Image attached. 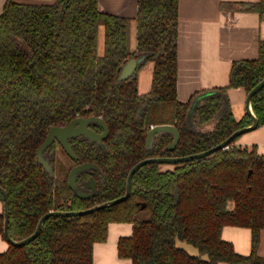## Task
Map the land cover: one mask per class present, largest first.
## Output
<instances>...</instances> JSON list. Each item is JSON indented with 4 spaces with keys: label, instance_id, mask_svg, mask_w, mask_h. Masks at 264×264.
<instances>
[{
    "label": "trees",
    "instance_id": "16d2710c",
    "mask_svg": "<svg viewBox=\"0 0 264 264\" xmlns=\"http://www.w3.org/2000/svg\"><path fill=\"white\" fill-rule=\"evenodd\" d=\"M178 1L137 0L134 18L102 11L99 0L6 1L0 13V187L9 202L13 240L32 234L48 211L84 210L122 196L129 170L144 158L196 154L251 123L246 113L235 118L227 89L243 88L247 94L264 78V40L256 58L232 63L228 85L179 101ZM239 6L264 15V0ZM142 54L135 72L119 80L123 64ZM148 63L150 88L142 93L138 72ZM251 106L258 126L264 124V87L252 96ZM78 115L104 119L109 128L104 147L72 138V160L56 145L48 146L50 175L37 161V148L49 127ZM163 124L178 130V143L164 150L173 135L160 132L147 148L150 126ZM239 137L226 148L170 168L141 166L126 200L84 215L49 216L29 243H8L0 264H92L93 245L106 240L112 222L132 223L131 235L117 242L118 255L132 264H264L257 254L264 229V154L254 146H237ZM85 162L97 167L77 175L81 190H87L91 177L95 180V195L88 199L77 197L67 182L71 168ZM140 211L147 216L138 218ZM224 226L251 230L249 254L237 253L222 239ZM0 235L5 239L3 211ZM178 241L199 254H190Z\"/></svg>",
    "mask_w": 264,
    "mask_h": 264
},
{
    "label": "crops",
    "instance_id": "0c3cea01",
    "mask_svg": "<svg viewBox=\"0 0 264 264\" xmlns=\"http://www.w3.org/2000/svg\"><path fill=\"white\" fill-rule=\"evenodd\" d=\"M7 0H0V13ZM31 3H51L54 0H15ZM258 0H179L177 26L176 95L186 102L198 91H207L228 85L232 63L257 57L258 43L264 40V15L244 10L239 4ZM102 11L134 18L137 0H99ZM147 75H152L148 63ZM140 79V78H138ZM151 79L144 80L143 92L150 88ZM227 95L236 119L245 114L246 92L243 88H228ZM235 144L254 146L258 154H264V124L252 132L240 136ZM3 207L0 208V211ZM132 233V223L112 222L108 225L107 238L94 243L92 264H132L129 258L118 255L117 242ZM222 239L230 242L234 250L247 255L251 250V230L246 227L224 226ZM189 244V243H188ZM178 245L190 254L187 242ZM9 244L0 235V252ZM194 247V246H192ZM195 249V247H194ZM257 254L264 256V229L260 231ZM202 257H206L203 255Z\"/></svg>",
    "mask_w": 264,
    "mask_h": 264
},
{
    "label": "water",
    "instance_id": "95a60500",
    "mask_svg": "<svg viewBox=\"0 0 264 264\" xmlns=\"http://www.w3.org/2000/svg\"><path fill=\"white\" fill-rule=\"evenodd\" d=\"M145 55H140L136 58H131L127 60L122 68L119 75V80H123L127 77H129L132 73L135 72L137 67L141 64V62L144 60ZM262 87H264V78L260 80L251 90H249L246 94L244 108L245 113L250 117L251 123L245 127L239 128L232 132L227 138H225L222 142L218 143L215 146L210 147L207 150H204L202 152L196 153V154H189L185 156H179V157H168V156H162V157H149L144 158L140 161H138L128 172L126 177V183H125V192L122 196L107 200L104 202H101L99 204H96L90 208L84 209V210H77V211H60V210H51L43 214L36 225V228L32 234L29 236L21 239V240H13L9 233H8V219H9V202L7 199V195L2 187H0V193L2 195L3 200V235L6 239V241L10 244L22 246L24 244L29 243L32 241L40 232V229L44 223V221L51 215H61V216H72V215H84L90 212H93L95 210H98L100 208L109 207L111 205H114L116 203H119L121 201H124L128 198L131 190V184H132V177L133 174L143 165L148 163H160V164H175L179 162L189 161L192 159H197L201 157H205L213 152H215L218 149L226 148L227 145L236 137L242 135L243 133L252 131L253 129H256L258 127V118L255 115L252 106H251V98L252 96L259 91ZM96 122L99 123L102 128L103 132L101 134L95 133L90 128L87 127V124L89 122ZM160 132H170L173 135L172 141L167 144L164 147V150L172 149L176 146V144L179 141V132L178 130L173 126L169 124H163V125H154L150 128V130L147 133L145 144L147 148H150L154 135ZM109 133V128L106 125V123L99 117H88V118H75L68 122L66 125L58 127V126H51L46 134L45 139L43 142L39 145L36 151V158L38 163L44 168V170L47 171L48 174L52 175L53 170L49 163V160L44 157L43 153L46 150V148L51 145V143L54 141V139H57L62 148L64 149L65 153L70 156L73 160L76 159V156L74 155L72 149L70 148L68 144V139L76 136H83L88 139L89 142H96L97 146L104 147V144L102 143L103 139L107 137ZM91 169H97L96 165L94 163L85 162L81 164H77L74 167L71 168V170L68 173V185L69 187L75 191L77 197L82 199H88L91 198L93 195H95L96 187H95V180L93 177L90 178V180L86 184V188L89 191H84L78 188L77 185V175L78 173L91 170ZM145 207V203H142L140 208L143 209Z\"/></svg>",
    "mask_w": 264,
    "mask_h": 264
},
{
    "label": "rangeland",
    "instance_id": "374dc122",
    "mask_svg": "<svg viewBox=\"0 0 264 264\" xmlns=\"http://www.w3.org/2000/svg\"><path fill=\"white\" fill-rule=\"evenodd\" d=\"M134 34H135V30H134V25L132 24V28H131V42L134 43ZM102 41H103V33H102V27H100V30H99V33H98V50L101 51L102 50ZM147 69H148V65H144L140 71L138 72V89L140 92L143 91V88H144V80L147 81L149 78L151 79V77L149 75H147ZM199 99V97H194L193 98V102H196L197 100ZM231 106V104H230ZM210 127H206V129H208ZM250 132L252 131H249V132H246V133H243L242 135H246V134H249ZM240 135V136H242ZM162 167V169L164 168H170L171 166H169L167 163H164V164H161L160 165ZM3 207V202L0 198V208ZM138 218H144L147 216V213L145 211H140L138 214H137ZM178 242H181V241H178ZM186 243V242H185ZM188 249L190 251L192 250H195L197 251V248L194 249V247H192L191 244H188Z\"/></svg>",
    "mask_w": 264,
    "mask_h": 264
},
{
    "label": "flooded vegetation",
    "instance_id": "af4514ba",
    "mask_svg": "<svg viewBox=\"0 0 264 264\" xmlns=\"http://www.w3.org/2000/svg\"><path fill=\"white\" fill-rule=\"evenodd\" d=\"M88 117H99V118H101L103 121H104V119L102 118V117H100V116H94V115H89V116H83V115H78V116H76V117H74L73 119H75V118H88ZM73 119H71V120H73ZM70 120V121H71ZM69 121V122H70ZM105 122V121H104ZM68 123V122H67ZM66 123V124H67ZM106 123V122H105ZM66 124H63V125H54V126H58V127H61V126H64V125H66ZM107 125V124H106ZM152 126H154V125H152ZM152 126H150V128L152 127ZM87 127L88 128H90L92 131H94L95 133H98V134H101L102 132H103V128H102V126L99 124V123H96V122H93V121H91V122H89L88 124H87ZM50 128V127H49ZM48 128V129H49ZM48 131V130H47ZM47 134V133H46ZM77 137H83V136H76V137H72V138H77ZM72 138H70V139H68V144H69V146H70V140L72 139ZM85 138V137H84ZM87 139V138H86ZM88 140V139H87ZM104 140V139H103ZM90 143H95L96 145H97V143L96 142H90ZM102 143H103V141H102ZM51 145H56V148H60L61 150H63L64 151V149L62 148V146H61V144H60V142L57 140V139H54V141L51 143ZM50 146V145H49ZM48 148V147H47ZM46 148V149H47ZM71 148V147H70ZM64 153H65V151H64ZM66 154V153H65ZM43 155H44V153H43ZM67 155V154H66ZM75 155V154H74ZM68 156V155H67ZM45 157V156H44ZM70 159H72L70 156H68ZM46 158V157H45ZM48 159V158H47ZM73 160V159H72ZM74 167V166H73ZM92 170V169H91ZM68 180V179H67ZM68 182V181H67ZM87 189V188H86ZM84 191H89L88 189L87 190H84Z\"/></svg>",
    "mask_w": 264,
    "mask_h": 264
}]
</instances>
